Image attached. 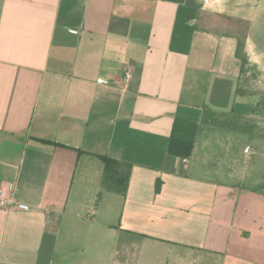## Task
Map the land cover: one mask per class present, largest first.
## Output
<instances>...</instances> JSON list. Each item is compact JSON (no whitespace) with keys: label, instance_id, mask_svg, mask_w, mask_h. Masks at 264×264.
I'll list each match as a JSON object with an SVG mask.
<instances>
[{"label":"crops","instance_id":"obj_1","mask_svg":"<svg viewBox=\"0 0 264 264\" xmlns=\"http://www.w3.org/2000/svg\"><path fill=\"white\" fill-rule=\"evenodd\" d=\"M186 2L0 0V264H264V136L201 123L254 117L238 39Z\"/></svg>","mask_w":264,"mask_h":264},{"label":"rangeland","instance_id":"obj_2","mask_svg":"<svg viewBox=\"0 0 264 264\" xmlns=\"http://www.w3.org/2000/svg\"><path fill=\"white\" fill-rule=\"evenodd\" d=\"M195 1L198 5H207L206 11L211 15L216 13V16L209 13L202 15L203 27L236 37L238 42L244 44L248 63L241 74L240 87L261 97L264 94V0ZM231 8L232 10L228 11ZM252 101L254 103L256 98ZM253 119L258 133L264 136V115L255 116Z\"/></svg>","mask_w":264,"mask_h":264},{"label":"trees","instance_id":"obj_3","mask_svg":"<svg viewBox=\"0 0 264 264\" xmlns=\"http://www.w3.org/2000/svg\"><path fill=\"white\" fill-rule=\"evenodd\" d=\"M194 1L195 0H187L186 3L188 6L196 7L197 5ZM235 55L240 62L241 72H243L244 67L248 63V57L244 50V44L238 42V40H237ZM236 95L240 97H246L248 99L256 98V101H254L253 103V111H252L253 115L254 117L264 115V94L261 95V97H258L259 95L256 94L253 95L250 92L244 91L243 89H241V87H238V89L236 90ZM253 118L241 117L231 113L225 114V113H217L211 110H205L201 116V123L204 125H210V126L219 127L222 129L245 133V134H255V133L259 134L258 128L254 124ZM77 153L82 154L80 151H77ZM97 158L104 164L106 176L107 174L109 176V174L112 171H114L115 174L120 175L119 177L124 183L122 184V189L121 191H119V193L122 195L125 194V188L127 187L128 184L129 165L112 161L111 159H108L106 157L97 156ZM119 167L122 170L120 172L116 171L117 168ZM102 185L105 186L107 185V183L104 181L102 182ZM158 191H159V184L156 185V192ZM100 197H101V193L98 194L96 206L97 203L99 202Z\"/></svg>","mask_w":264,"mask_h":264},{"label":"built area","instance_id":"obj_4","mask_svg":"<svg viewBox=\"0 0 264 264\" xmlns=\"http://www.w3.org/2000/svg\"><path fill=\"white\" fill-rule=\"evenodd\" d=\"M133 79L132 73L128 70L124 74L123 78V89H126L128 85L131 83ZM14 185L9 184L8 185V191L13 192L14 191ZM27 206L19 204L16 202L13 198V196L5 197L0 193V210L1 211H16V210H26Z\"/></svg>","mask_w":264,"mask_h":264}]
</instances>
